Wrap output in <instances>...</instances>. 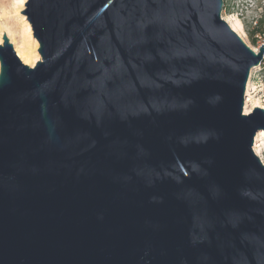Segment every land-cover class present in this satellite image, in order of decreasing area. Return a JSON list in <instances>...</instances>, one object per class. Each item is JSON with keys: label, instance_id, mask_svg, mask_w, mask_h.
Masks as SVG:
<instances>
[{"label": "water", "instance_id": "1", "mask_svg": "<svg viewBox=\"0 0 264 264\" xmlns=\"http://www.w3.org/2000/svg\"><path fill=\"white\" fill-rule=\"evenodd\" d=\"M0 43V264H264V58L224 0H27Z\"/></svg>", "mask_w": 264, "mask_h": 264}, {"label": "rangeland", "instance_id": "2", "mask_svg": "<svg viewBox=\"0 0 264 264\" xmlns=\"http://www.w3.org/2000/svg\"><path fill=\"white\" fill-rule=\"evenodd\" d=\"M26 2L27 0H25L24 4ZM224 3L225 5L222 13L223 18L225 20L230 19L231 17H237L240 19L242 22V37L244 40L252 48H260L264 44V0H224ZM20 9L18 8V0H0V33H3V36L5 33L9 37L15 50V43L20 45L25 39V33L23 32L24 23L21 19V16L25 19L27 18L21 13V11L25 9V5ZM36 42L38 43L37 40ZM37 51L39 54L38 61H40L42 58L38 49ZM38 61L33 65H28L35 66ZM250 79L251 91L249 95L250 101L248 103L249 112H245L244 109L245 114L252 113L255 107L264 109V58L259 66L252 69L249 81ZM247 99L248 97L245 98V107ZM258 144L263 148L264 155V134L260 136Z\"/></svg>", "mask_w": 264, "mask_h": 264}, {"label": "bare ground", "instance_id": "3", "mask_svg": "<svg viewBox=\"0 0 264 264\" xmlns=\"http://www.w3.org/2000/svg\"><path fill=\"white\" fill-rule=\"evenodd\" d=\"M25 0H18V8H22L24 5ZM21 10V9H20ZM19 10V11H20ZM23 24V32L25 33V39L23 42L18 45L15 43L16 50L18 52L19 57L25 64L33 65L36 61L39 60V54H38V43L36 42V39L33 37L32 30L30 27V24L27 22V20L21 16ZM226 21L230 24V26L235 30L238 34L243 36L242 31V22L237 17H231L230 19H226ZM1 32V31H0ZM0 43H3V33H0ZM254 49V48H253ZM256 52L260 51V48L254 49ZM0 69H1V63H0ZM251 91V79L248 82V88H247V95L248 99L246 100V107L245 112L248 111V103L250 101L249 95ZM264 134V131L261 130L258 132L255 140V153L256 155L261 159V161L264 164V155H263V148L261 145L258 144L260 136Z\"/></svg>", "mask_w": 264, "mask_h": 264}]
</instances>
